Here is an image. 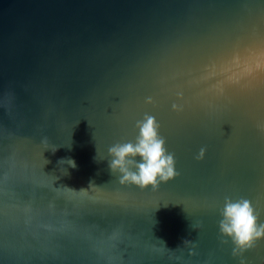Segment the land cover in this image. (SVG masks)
Listing matches in <instances>:
<instances>
[{"label":"water","instance_id":"water-1","mask_svg":"<svg viewBox=\"0 0 264 264\" xmlns=\"http://www.w3.org/2000/svg\"><path fill=\"white\" fill-rule=\"evenodd\" d=\"M146 114L155 191L109 168ZM226 198L264 224V0H0V264H263Z\"/></svg>","mask_w":264,"mask_h":264},{"label":"clouds","instance_id":"clouds-1","mask_svg":"<svg viewBox=\"0 0 264 264\" xmlns=\"http://www.w3.org/2000/svg\"><path fill=\"white\" fill-rule=\"evenodd\" d=\"M152 102L151 99L148 100ZM174 110H179L178 105H173ZM136 127L139 135L136 142L116 143L108 149L109 168L113 173L119 172L121 184H134L141 189L157 190L161 183L173 180L178 172L174 154L168 153L166 140L159 134L160 125L152 115H145L143 120L137 121ZM206 149L202 148L198 160H203ZM139 156L142 162L135 158ZM75 167L74 161H69ZM129 165L138 168V172L131 171ZM83 190V189H82ZM223 219L220 221V232L224 237L230 238L235 245L234 256L253 248L260 240H264V224L258 223V216L252 202L248 199L233 201L226 198L221 211ZM188 241H185L186 243ZM227 242V241H225ZM244 264V261H241Z\"/></svg>","mask_w":264,"mask_h":264},{"label":"built area","instance_id":"built-area-1","mask_svg":"<svg viewBox=\"0 0 264 264\" xmlns=\"http://www.w3.org/2000/svg\"><path fill=\"white\" fill-rule=\"evenodd\" d=\"M264 264V263H263Z\"/></svg>","mask_w":264,"mask_h":264}]
</instances>
